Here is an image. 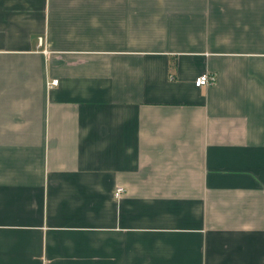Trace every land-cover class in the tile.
<instances>
[{
    "label": "crops",
    "instance_id": "crops-1",
    "mask_svg": "<svg viewBox=\"0 0 264 264\" xmlns=\"http://www.w3.org/2000/svg\"><path fill=\"white\" fill-rule=\"evenodd\" d=\"M0 264H264V0H0Z\"/></svg>",
    "mask_w": 264,
    "mask_h": 264
},
{
    "label": "built area",
    "instance_id": "built-area-1",
    "mask_svg": "<svg viewBox=\"0 0 264 264\" xmlns=\"http://www.w3.org/2000/svg\"><path fill=\"white\" fill-rule=\"evenodd\" d=\"M214 81H215V77L212 74L203 73L194 79V85L196 87L208 86V85L213 84ZM57 83H58V79H52L48 81V86L49 87L55 86L57 85ZM122 192H123V188L118 187L116 189L115 195L118 197L121 195Z\"/></svg>",
    "mask_w": 264,
    "mask_h": 264
}]
</instances>
